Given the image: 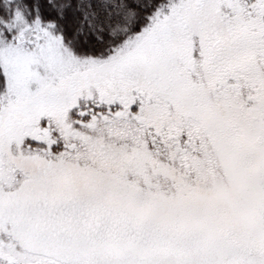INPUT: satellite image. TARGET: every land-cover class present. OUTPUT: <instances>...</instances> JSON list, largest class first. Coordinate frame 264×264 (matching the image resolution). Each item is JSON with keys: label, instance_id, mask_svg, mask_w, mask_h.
I'll return each mask as SVG.
<instances>
[{"label": "snow or ice", "instance_id": "obj_1", "mask_svg": "<svg viewBox=\"0 0 264 264\" xmlns=\"http://www.w3.org/2000/svg\"><path fill=\"white\" fill-rule=\"evenodd\" d=\"M0 264H264V0H0Z\"/></svg>", "mask_w": 264, "mask_h": 264}]
</instances>
